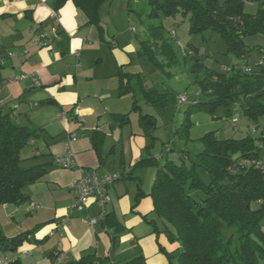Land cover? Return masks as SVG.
Wrapping results in <instances>:
<instances>
[{"label": "crops", "instance_id": "0c3cea01", "mask_svg": "<svg viewBox=\"0 0 264 264\" xmlns=\"http://www.w3.org/2000/svg\"><path fill=\"white\" fill-rule=\"evenodd\" d=\"M108 2L101 9L99 28L90 24L72 1L56 10V0H0V57L5 60L0 65V108L18 126L38 132L35 121L39 117L46 118L43 126L50 129L46 134L38 132L39 138L29 143L33 148L30 155L23 157L21 152L24 160L47 165L49 170L42 181L24 190L30 203L2 206L9 213L1 219V230L8 239L32 233L16 254L0 252V262L4 257L18 256L22 264H69L93 255L97 259L94 264H126L140 256L144 264H169L160 247L170 254L179 248L178 243H169L165 234L156 235L148 221L154 211L151 191L141 189L143 175L136 174L139 162L153 158L143 157V149L148 148L146 138L134 136L128 126L114 121L115 116L130 114L134 103L139 111V97L147 103L141 83L147 92L155 88L143 83L140 75L137 81V73L131 71L144 58L139 53L141 43L129 36L122 43V32L117 31L112 3ZM56 13L59 38L51 40L50 48L37 46L41 36L52 37ZM130 28L132 33L138 32ZM9 53L15 56L10 58ZM21 74L34 75L41 87H35L31 77L16 81ZM129 76L132 92L120 96V84L122 80L128 84ZM49 109H54L52 118ZM95 131L104 135L99 151L92 139ZM72 133L78 137L70 144L76 167L60 169L54 158L67 153ZM120 147L121 159L111 161ZM83 170L123 175L110 188L112 202L106 207L124 227L115 243L99 219L97 205L83 214L70 211L74 203L71 186ZM139 189L145 196L136 201ZM91 220L97 222L91 224ZM22 255L25 258L21 259Z\"/></svg>", "mask_w": 264, "mask_h": 264}, {"label": "trees", "instance_id": "16d2710c", "mask_svg": "<svg viewBox=\"0 0 264 264\" xmlns=\"http://www.w3.org/2000/svg\"><path fill=\"white\" fill-rule=\"evenodd\" d=\"M68 1L87 15L90 24L101 28L100 12L107 0H56V10ZM246 1L148 0L150 10L144 27L148 39L141 42L140 56L160 67L163 65L159 57L170 65L176 63L177 53L173 43L166 38L163 22L181 17L189 19L191 34L215 32L226 41L227 54L246 59L252 48L246 45L245 39L258 33L264 35V0H249L260 6L256 15L245 13ZM263 52L260 51V55ZM193 53H198V49L190 47L183 56L188 58ZM246 66L253 67L254 72L245 73L243 69ZM231 67L238 69L218 76L210 74L202 81L205 99L194 101L191 107L214 115L216 107L221 106L226 116L231 117L234 106L238 104L246 117L259 124L258 120L264 117V66L260 67L258 63L255 66L235 64ZM193 68L198 70L201 67L194 64ZM130 78L128 84L122 80L120 96L132 92ZM140 87L148 103L161 108L169 104V95L147 92L142 83ZM138 109L134 103L133 110ZM191 111L189 109L186 115ZM127 117L115 116L114 121L128 124ZM141 117L140 124L145 134L152 135L156 127L154 118L148 115ZM36 138L39 135L35 130L18 126L0 108V206L29 204L30 197L24 190L47 175V165H23L27 160L22 158L21 152ZM92 139L99 151L98 144L103 142L104 135L95 131ZM258 140L261 142L262 138L248 136L224 141L210 133L201 139L203 151L198 155L197 163L187 166L185 161L182 164L167 162L158 169L149 194L155 214L150 224L156 235L165 234L171 243L179 245L176 256L160 247L169 264H173L175 258H178L177 264H264V232L261 226L264 221V174L252 164L254 160L251 161L264 159V148ZM182 155L181 159L186 160ZM246 159H250L251 164L247 165ZM157 164L159 161L149 158L136 166ZM198 169L208 174L209 183L202 181ZM232 169H237V173ZM196 192H201L205 198L196 200ZM144 196L139 189L136 201ZM255 205L258 207L254 208ZM103 225L114 243L124 232V227L112 213H107ZM30 233L32 231L8 239L0 227V252L16 254ZM95 261L97 259L91 255L69 264H94ZM144 261L140 256L126 264H144ZM8 264L22 263L15 256Z\"/></svg>", "mask_w": 264, "mask_h": 264}, {"label": "rangeland", "instance_id": "374dc122", "mask_svg": "<svg viewBox=\"0 0 264 264\" xmlns=\"http://www.w3.org/2000/svg\"><path fill=\"white\" fill-rule=\"evenodd\" d=\"M108 3H112L111 10L117 31L119 28L120 32H122V43L125 44L128 36L132 40L137 41L138 44L148 39V33L144 28L145 24L148 23L146 15L150 10L148 0H131L130 2L109 0ZM259 7L258 3L248 0L246 1L244 11L247 14L256 15L260 9ZM163 24L166 29V38L173 43L177 53L176 63L170 65L165 59L159 57L160 63L163 65L160 67L144 57L141 58V64L135 65V68L131 71L137 73L135 75L137 81H140L137 77L140 75L139 77H141L143 83L153 85L155 88L154 92L160 95H169L171 97L169 104L165 108L154 107V105L148 102L145 103L139 97L138 104L140 110L136 111L132 109V112L127 114L129 123L124 125L128 126V129L132 131L134 136L138 137L140 135L146 138L148 149H143L144 158L153 157L159 159L160 157L157 166H145L136 171L137 175H143L141 177V189L148 193L152 189L158 169L163 167L167 162L182 164L185 161L187 166L197 163L198 155L203 151L201 139L206 135L212 133L224 141L242 139L248 136L261 139L262 133L257 127H264V117L258 120V124L255 120L246 117L238 104L234 106L233 116L231 117L226 116L225 110L221 106L216 107L214 115L191 107L194 101L201 102L205 99L201 82L208 79L210 74L215 76L222 75L224 74L225 67L228 68L235 64L241 66H245L246 64H250L251 66L257 65L260 51H264V35L258 33L246 38L245 43L248 47L252 48V51L246 59H238L232 54H227V43L219 34L211 31L202 34H191L190 22L187 18H170L166 19ZM130 27H135L138 32L132 33ZM125 31L126 33H124ZM173 31L175 32L174 34L172 33ZM117 41L116 39L114 40V42ZM190 47L197 48L198 53H193L190 57L184 58V51L190 49ZM194 64H199L201 68L198 70L194 69ZM182 97H186L188 103H182ZM189 109L192 111L190 115H186ZM53 110H48L50 118L54 115ZM147 114L152 115L156 122L152 135H146L140 124L141 116ZM45 123H47L46 118H36L35 124L38 125L36 127L40 134H46L47 131H50V129L43 126L47 125ZM57 130V127L54 128V131ZM178 130L180 131L177 133ZM45 137L46 135L43 136V138ZM258 143L262 144L259 140ZM41 145L42 142H39V146ZM32 151L33 148L28 145L22 150V156L26 157ZM121 154L122 148L120 147L116 156L111 158V161L121 159ZM182 154L186 160L181 159ZM252 160L256 161L258 159ZM125 161L127 162V167H129L127 156L125 157ZM33 162L32 160H27L23 165L24 167H28L33 165ZM245 162L247 165L251 164L250 159H246ZM198 172L202 181L209 183L208 174L203 169H198ZM261 172L263 173V171ZM194 197L199 201L205 198L201 192H196ZM257 207V205L254 206V208ZM8 214L4 207L0 206V227L1 219L6 218ZM153 219H155L154 213L148 216V221ZM261 226L264 232V221L261 223ZM169 243L171 242L169 241ZM171 254L176 256L178 249ZM20 257L21 259L25 258L24 255ZM6 259L10 260L8 257H4L2 261ZM2 261L0 264H2ZM177 263L178 258H175L173 264Z\"/></svg>", "mask_w": 264, "mask_h": 264}, {"label": "built area", "instance_id": "2783aa9c", "mask_svg": "<svg viewBox=\"0 0 264 264\" xmlns=\"http://www.w3.org/2000/svg\"><path fill=\"white\" fill-rule=\"evenodd\" d=\"M56 18V25L52 29V37L49 38L46 35L41 36L35 44L42 48H50V42L51 40H56L59 38L60 34L58 31L59 27V16L58 14H54ZM14 53H9L10 58L14 57ZM259 66H264V52L259 57ZM5 64V60L0 57V65L3 66ZM238 67H228L224 68V72H231L232 70H237ZM254 68L250 66L244 67L243 71L247 74H252L254 72ZM31 77L33 84L35 87H41L40 82L37 78H35L34 75H26L21 74L16 77V81H23L27 78ZM186 97L181 98L182 103L187 102ZM76 115L78 116L79 113L77 112ZM79 127H81L80 124H78ZM261 133H262V141H261V147L264 148V127L258 126L257 127ZM78 137L75 133H72L69 135V138L67 140V147L68 151L65 155H58L54 158V165L60 169L70 170L76 167L75 162V154L70 149V144L72 142L77 141ZM32 144V142H31ZM252 164L263 171L264 173V159L263 160H256L253 161ZM233 173H237V169H232ZM122 173L116 172L111 175H100L98 172L93 170H83L82 171V177L77 180L74 184L71 186L72 194L74 195V203L71 208V212H76L78 214H83L87 211H89L90 207L93 205H97L101 209L100 217L99 219L104 222L105 217L107 215L106 207L110 205L112 202V198L110 196L109 190L110 188L116 184L118 181L122 179ZM96 220H91V224H95ZM28 252H25L27 254ZM10 263V260L6 259L2 261V264H8Z\"/></svg>", "mask_w": 264, "mask_h": 264}]
</instances>
